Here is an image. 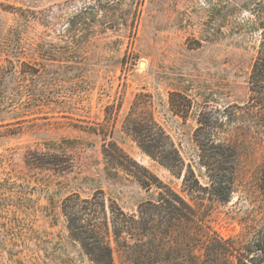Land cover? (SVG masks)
<instances>
[{"label":"rangeland","instance_id":"rangeland-1","mask_svg":"<svg viewBox=\"0 0 264 264\" xmlns=\"http://www.w3.org/2000/svg\"><path fill=\"white\" fill-rule=\"evenodd\" d=\"M254 1L0 0V264H93L68 235L70 193L102 190L132 213L153 194L134 176L144 167L185 194L126 116L152 114L206 183L193 131L200 113L248 99ZM119 152L128 169L114 165ZM263 155L243 139L229 201H192L220 235L246 239L264 216Z\"/></svg>","mask_w":264,"mask_h":264},{"label":"trees","instance_id":"trees-1","mask_svg":"<svg viewBox=\"0 0 264 264\" xmlns=\"http://www.w3.org/2000/svg\"><path fill=\"white\" fill-rule=\"evenodd\" d=\"M253 4L252 24L260 37L248 78V99L215 113H200L193 131L197 162L206 183L185 164L174 142L149 113L126 116L124 128L146 155L182 179L185 194L143 167L134 176L153 194L132 213L108 201L102 190L85 197L74 192L63 198L61 211L68 235L93 264H116L115 255L127 264H264V216L251 226L248 238L225 237L192 204L194 199L229 201L243 139L260 143L264 149V0ZM174 95L183 97L187 108L191 107V99L179 93L170 94V103ZM172 107L176 114L186 113L179 106ZM110 145L121 152L116 144ZM120 152L109 155L115 166L128 169ZM259 189L264 196V155Z\"/></svg>","mask_w":264,"mask_h":264}]
</instances>
